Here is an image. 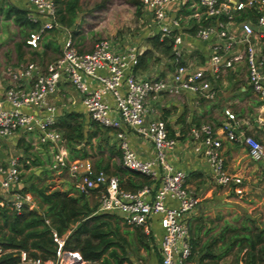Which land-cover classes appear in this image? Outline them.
Instances as JSON below:
<instances>
[{
  "label": "built area",
  "instance_id": "2783aa9c",
  "mask_svg": "<svg viewBox=\"0 0 264 264\" xmlns=\"http://www.w3.org/2000/svg\"><path fill=\"white\" fill-rule=\"evenodd\" d=\"M28 18L39 25L37 32L61 28L55 0H26ZM141 10L152 22L151 31L159 38L172 37L175 66L164 76H137L135 67L139 50L121 45L111 38H101L88 51L77 48L67 32L60 54L43 65L26 60L4 72L8 84L0 95V140L23 138L33 145H46L51 152L49 168L66 172L74 185L97 197L98 212L117 213L125 223L140 227L156 241L160 264H186L190 254L189 213L198 203L186 185V173L168 160L176 144L161 118L148 119L147 99L159 92H191L213 99L212 82L224 70L244 63L247 81L263 107L264 129V0H140ZM192 9L194 22L182 12ZM191 14V15H192ZM200 15V16H199ZM190 23V24H189ZM193 36L207 41L209 53L197 63L186 54L185 41ZM36 46L37 35L25 40ZM67 81L78 93L88 119L114 130L121 151L123 168L148 175L152 182L136 191L119 186V179L103 169H96L87 158H73L56 127L62 112L51 102ZM215 127L210 123L194 125L190 134L194 150L206 160L217 185L243 193L242 178L227 171L221 152L222 140L238 142L255 162L264 161V141L239 129L236 115L229 108ZM133 130L147 138L154 151L152 158L139 157L129 146L125 131ZM29 163L28 160H25ZM19 157L0 162L1 211L21 213L37 208L33 194L24 189ZM264 190V177L260 184ZM174 201L175 204H170ZM47 222V220H46ZM157 223L158 234L152 227ZM55 256L45 260L27 258L32 264H89L78 250L66 249L64 238L57 237ZM10 249L0 242V256Z\"/></svg>",
  "mask_w": 264,
  "mask_h": 264
},
{
  "label": "crops",
  "instance_id": "0c3cea01",
  "mask_svg": "<svg viewBox=\"0 0 264 264\" xmlns=\"http://www.w3.org/2000/svg\"><path fill=\"white\" fill-rule=\"evenodd\" d=\"M64 3H58L64 13H66ZM10 4L17 8L25 9L27 8L26 0H0V22L3 20L12 22L15 26L19 27V30L24 35L21 47L17 49L18 61L14 63V67L20 66L26 60H34L40 64H44L60 54L61 44L66 36L67 32L71 33V38L73 43L78 49L82 51H88L92 48L86 47L81 42L80 34L76 25L78 24V12L76 10L73 23L71 25H66L60 22L63 27L54 28L52 30H47L38 33L37 29H22V27L15 23L13 20V15L7 17L5 14V9L7 5ZM77 5L79 7V0H77ZM182 14L189 15L188 20L190 23L194 22V17L192 14V9H185ZM192 14V15H191ZM200 16V15H199ZM150 21V20H148ZM189 23V24H190ZM150 32L146 37L153 35L151 28ZM37 35L36 47L32 48L26 44L25 40L30 35ZM145 40V39H144ZM144 40H130V38L117 39L114 40L115 43L121 45H135L141 53L145 48H149V43ZM145 42L143 44L142 42ZM18 43V42H17ZM16 43V44H17ZM21 43V42H20ZM30 53H28V51ZM185 51L186 54L193 58L197 63L202 62L208 53V43L207 41H201L195 37H187L185 41ZM54 52V55H48L47 53ZM58 52V53H57ZM155 52V56H159L158 59H151L148 62L146 69H136L135 73L137 76H164L172 70L170 59L161 52ZM161 54V56L159 55ZM163 55V56H162ZM35 57L34 59L27 57ZM27 58V59H26ZM8 84V80L4 79L0 73V95L2 94L3 88ZM213 87L216 89V96L213 99H204L191 92L182 91L176 94H170L166 92H159L152 94L147 99L148 114L147 118H161L165 121L169 136L176 140V144L172 150L167 154L168 160L179 169H182L186 173V185L198 198V203L196 207L189 213L188 226H189V236L191 232L199 237L203 233L215 232L218 227L223 223L224 228H234L229 223L225 222V219L229 217V214L234 219L241 220L240 208L245 203L243 201L242 194L251 195L255 197V193L258 191L264 192L261 189V181L264 177V161L255 162L253 161L247 153L246 147L238 142H231L226 139L222 140L221 152L224 157L225 168L232 175H236L242 178L243 193L237 195L234 193L232 187L217 185L211 175L209 166L202 155L195 152L194 150V139L190 134V129L194 125H199L202 123H210L215 127L224 118L223 110L224 108H229L235 113L236 119L238 120V127L242 131L249 133L261 141H264V129L261 125V118L263 116V107L257 96L253 93L248 81L246 66L244 63H239L232 70H224L219 78L213 80ZM61 100H66L63 106H58L57 102ZM51 102L55 104L60 112L76 111L83 114L84 117V128L90 129L89 122L86 115L85 108L80 101L78 93L72 88V86L67 81H62L60 84L59 91L52 96ZM99 125V124H98ZM100 129L96 136L92 138L90 144L77 145V147H84L85 150L90 153L89 159L93 166L96 161L101 158L102 163L109 160L110 163L119 161L116 156H112L108 159L109 151L108 147L113 146L114 149L118 148V142L115 138V132L112 129L102 127L99 125ZM104 132V133H103ZM126 138L129 143L130 148L141 158H152L154 156L153 147L150 141L142 135H138L131 129L125 131ZM105 134V138L104 135ZM104 140V141H103ZM103 141V143H101ZM15 144V142H12ZM95 143V144H94ZM100 145L97 149V154L99 157L96 161H92L93 150L96 149L97 145ZM66 147V146H65ZM106 149V155L103 151ZM105 161H104V159ZM95 167V166H94ZM72 179V178H71ZM257 185V187H256ZM74 188V180H73ZM93 194V193H89ZM88 196V194H86ZM235 195V196H234ZM237 195V196H236ZM256 199V198H254ZM236 202L235 209L228 208V202ZM263 201V200H262ZM259 200V203L262 202ZM170 204H175L174 201H170ZM248 203H251L248 200ZM120 217L121 222L125 223L122 217ZM244 217L251 220L246 221L247 226H251L250 223L254 221V216L251 211L244 214ZM235 221V220H234ZM220 222V223H219ZM126 225H129L125 223ZM152 227L155 231L160 234L161 228L155 222L152 223ZM128 227H133L129 225ZM216 236V233L210 234ZM132 236H130L131 238ZM203 242V241H202ZM152 249V247H150ZM155 260L151 257V263L148 264H160V256L156 244L154 245L153 254ZM221 262V261H220Z\"/></svg>",
  "mask_w": 264,
  "mask_h": 264
},
{
  "label": "trees",
  "instance_id": "16d2710c",
  "mask_svg": "<svg viewBox=\"0 0 264 264\" xmlns=\"http://www.w3.org/2000/svg\"><path fill=\"white\" fill-rule=\"evenodd\" d=\"M55 2L58 20L68 26L71 25L79 8L77 0H66V13L58 6V3L62 4L64 1L55 0ZM130 2L136 7L138 14L142 12L140 0H130ZM5 14L7 17L13 15L14 22L23 30L39 28L36 22L28 18L26 9L8 4ZM145 40L150 47L139 54L135 70L146 69L149 60L158 59L154 51L163 53L172 62L171 66H175L171 36L160 39L159 34H154L146 37ZM21 45L22 42H18L16 47L19 49ZM84 124L83 114L76 111L63 112L57 118L56 127L61 132L64 144L73 158L90 156L83 146L77 147V145L82 142L83 145H92L91 140L100 129L98 123L94 121L89 122L92 127L90 129L85 130ZM21 142L25 144L24 149L27 151V148H30L29 142L20 138L17 145L19 146ZM99 146L98 144L97 148ZM108 151V159L113 154L119 161L110 163L107 160L102 163V159L99 158L94 165L96 169H103L109 174L116 175L119 186L126 190L136 191L150 185L152 180L148 175L121 166L120 149L109 146ZM25 158L20 161L25 168H28L30 164L25 162ZM31 160L34 162L38 159L35 156V159ZM31 176L39 177L31 173L22 180L28 183L24 185V189L33 194L37 209L18 214L1 211L0 242L10 250L0 256V264H32L27 260L21 261L19 255L21 250L26 251L27 258L30 259L45 260L54 257L57 243L53 232L57 237L64 238V248L78 250L89 264H123L125 262L127 239L120 230L118 215L98 212V202L90 203L86 193L74 186L73 189H52L47 183L30 182ZM133 227H135L136 240L148 250L147 240L152 237L146 235L140 227ZM189 244L190 254L187 261L191 264H220L223 257L231 253L233 264H264V227L261 226L243 225L240 228L229 229L226 227L218 236L211 235L202 243L200 237L191 232Z\"/></svg>",
  "mask_w": 264,
  "mask_h": 264
},
{
  "label": "rangeland",
  "instance_id": "374dc122",
  "mask_svg": "<svg viewBox=\"0 0 264 264\" xmlns=\"http://www.w3.org/2000/svg\"><path fill=\"white\" fill-rule=\"evenodd\" d=\"M77 12L78 24L76 25V27H78L79 29L77 34H80L81 42H83V45L88 48L93 46L94 42L101 38L122 40L128 37L130 38V40H144L147 34H149V29L152 25V22L147 20L148 15H145L143 12H140L138 14L136 11V7L130 2V0H79V8ZM23 37L24 35H22L19 27L15 26L12 22L6 20L0 22L1 76L4 75V72L15 68L14 63L18 61L16 53V43L22 42L21 40H23ZM144 41L142 42L143 44H145L146 42ZM35 47L36 46H33L32 48ZM28 53L30 52L28 51ZM47 54L54 55L55 53L52 52ZM159 55L161 56V54ZM27 58L34 59L35 57L29 56ZM4 79L7 80V77H5ZM65 101L66 100H59L57 102V105L63 106L62 103H64ZM103 136V139H106L105 134ZM95 140L96 139L94 138L93 141ZM103 141H101V143H103ZM12 142H14V140H0V162L6 161L9 158L13 157H19L20 159L27 157L24 160H28L30 164L29 167L25 168L23 165H21L23 180H25L31 173H34L39 177L31 176L30 182L34 181L39 183H47L52 189H73V179H71L68 173L55 172L49 168L51 152L46 146L33 145L29 143L28 145H30V148H27V151H25L26 149H24V143L21 142V144L18 146V142H16L15 144H13ZM97 147L93 150V153H95L93 154V158H90L91 160L93 159L92 161H96V159L99 157V155L97 154ZM106 153L107 152L105 149L103 151V154L106 155ZM35 156L38 160H34L33 162L31 159H35ZM115 161H117V159ZM23 183L24 185L28 184L24 181ZM256 191L257 192L255 193V195L257 196L255 197H251V195H245L244 193L242 194V199L243 201H245V203L240 208L241 212L243 213V215H241V220L237 219L238 216L234 219L229 218L231 217L229 214V217L228 219H225V222L229 223L234 228H240L243 225H247V223H244L247 219L244 217V214L248 211H251V213L255 217L254 221L250 223L251 227H264V192L258 190ZM87 197L90 203H97L96 195L88 194ZM248 200H250L251 203H248ZM259 200L263 201L259 203ZM235 207L236 202H228L227 209H235ZM119 225L120 230L122 231V235L127 239V247L125 253L127 259L123 264H148L149 262L151 263V257L155 260V257L152 256V254L156 241L148 239L147 242L149 244V249L146 250L143 245L138 243V240H136L135 238V227H128L125 223L121 222V220H119ZM223 227L224 225L221 222V226H219L218 230H215V232L210 231L209 233H203V235L200 236V242L202 243V241L208 239L210 237V234L216 233V236H218ZM130 236L132 237L130 238ZM236 237H238V235ZM150 247H152V249H150ZM232 259L233 254L231 253L223 257L220 264H233L231 263ZM186 264L191 263L187 261Z\"/></svg>",
  "mask_w": 264,
  "mask_h": 264
},
{
  "label": "water",
  "instance_id": "95a60500",
  "mask_svg": "<svg viewBox=\"0 0 264 264\" xmlns=\"http://www.w3.org/2000/svg\"><path fill=\"white\" fill-rule=\"evenodd\" d=\"M34 209H37V208H34ZM80 224H78V226H79Z\"/></svg>",
  "mask_w": 264,
  "mask_h": 264
}]
</instances>
